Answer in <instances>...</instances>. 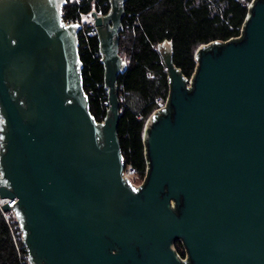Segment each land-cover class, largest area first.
I'll return each instance as SVG.
<instances>
[{"label":"water","instance_id":"95a60500","mask_svg":"<svg viewBox=\"0 0 264 264\" xmlns=\"http://www.w3.org/2000/svg\"><path fill=\"white\" fill-rule=\"evenodd\" d=\"M70 0H0V198L29 264H264V0L240 39L199 47L188 79L160 46L168 105L145 125L147 173L125 176L117 134L127 0L92 12L108 112L83 86ZM177 243L184 247L183 261Z\"/></svg>","mask_w":264,"mask_h":264},{"label":"trees","instance_id":"16d2710c","mask_svg":"<svg viewBox=\"0 0 264 264\" xmlns=\"http://www.w3.org/2000/svg\"><path fill=\"white\" fill-rule=\"evenodd\" d=\"M252 0H127L119 55L128 64L117 85L121 102L117 134L125 167H132L142 182L147 173L145 125L159 107L158 99L169 96L171 81L159 51L171 42L172 61L184 78L198 67L197 50L204 45L240 39ZM109 0L68 1L65 19H77L92 11L108 15ZM97 35L86 37L80 47L82 77L89 111L104 122L108 112L105 69ZM18 223L7 220L0 209V264H29L24 241L16 236ZM181 256L185 255L177 243Z\"/></svg>","mask_w":264,"mask_h":264},{"label":"built area","instance_id":"2783aa9c","mask_svg":"<svg viewBox=\"0 0 264 264\" xmlns=\"http://www.w3.org/2000/svg\"><path fill=\"white\" fill-rule=\"evenodd\" d=\"M92 12L89 13V14L82 15V16H80L77 19H65L64 14H63V22L65 23L66 26L73 25V24H78V25L81 26L80 27V32H79V35H78L79 50H80V47H81V44H82V40H84L86 37H91V36L97 35V31H96V28H95V19L92 16ZM98 14L102 15L101 13H98ZM191 81H192L191 78L188 79V87H191ZM168 100H169V96H168V98L166 100L158 99L157 102L159 104V107L155 110V112L152 114V116L154 114H156V112L165 109L167 107V105H168ZM124 174L129 179V181L131 182V184L133 186L139 187L142 184V182L139 183V184H136L135 181L133 180L132 176L134 175V170L132 169V167H130V166L125 167ZM16 202H17L16 200L10 201V200H4V199L0 198V209L3 211V207L2 206L5 203H8L9 206L11 207ZM3 213H4V215H5V217L7 218L8 221L9 220H13L16 223H18V226H17L18 231L16 232V236L21 241H24V233H23V230L21 229V225H20L19 220L17 218L16 212L13 209H11L9 212H4L3 211ZM183 249H184V247H183ZM184 252H185V250H184ZM181 258L183 259V261H186L187 260L186 254L184 256H181Z\"/></svg>","mask_w":264,"mask_h":264},{"label":"rangeland","instance_id":"374dc122","mask_svg":"<svg viewBox=\"0 0 264 264\" xmlns=\"http://www.w3.org/2000/svg\"><path fill=\"white\" fill-rule=\"evenodd\" d=\"M72 1L75 2L77 0H72ZM132 178H133V180L135 181L136 184L141 183L135 175H133Z\"/></svg>","mask_w":264,"mask_h":264}]
</instances>
